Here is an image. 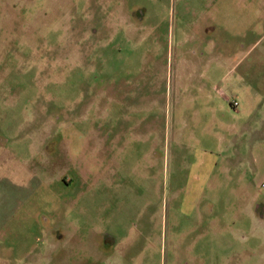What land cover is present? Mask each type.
I'll return each mask as SVG.
<instances>
[{"label":"rangeland","instance_id":"1","mask_svg":"<svg viewBox=\"0 0 264 264\" xmlns=\"http://www.w3.org/2000/svg\"><path fill=\"white\" fill-rule=\"evenodd\" d=\"M0 264H264V0H0Z\"/></svg>","mask_w":264,"mask_h":264},{"label":"built area","instance_id":"2","mask_svg":"<svg viewBox=\"0 0 264 264\" xmlns=\"http://www.w3.org/2000/svg\"><path fill=\"white\" fill-rule=\"evenodd\" d=\"M231 102H232L233 106H238L239 105V102L237 100H233Z\"/></svg>","mask_w":264,"mask_h":264}]
</instances>
